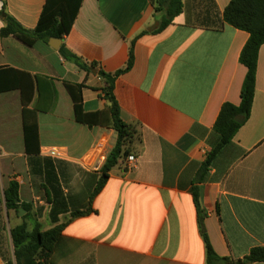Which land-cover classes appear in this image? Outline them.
<instances>
[{
  "label": "crops",
  "instance_id": "1",
  "mask_svg": "<svg viewBox=\"0 0 264 264\" xmlns=\"http://www.w3.org/2000/svg\"><path fill=\"white\" fill-rule=\"evenodd\" d=\"M46 2L0 0V12L33 29ZM183 2V12L154 33L152 0H83L70 32L61 38L60 47L65 44L108 72L126 65L136 38L133 66L117 79L115 96L121 118L137 127L138 138L127 145L135 165L128 156L119 159L93 200L94 212L69 222L49 264H206L194 185L220 256L242 259L264 246V44L251 115L216 156L206 179L195 182L218 140L214 125L223 104L241 101L247 67L240 54L249 32L222 22L230 0ZM4 25L0 15V68L45 77L53 91L44 85L42 94L34 90L28 101V108L40 107L37 155L26 152L20 89L0 92V191L16 180L21 201L50 211L44 186L54 165L69 211L85 208L117 132L78 122L65 82H85L83 107L95 112L110 104L98 90L102 80L96 74L87 79L85 70L50 42L37 40L28 47L1 36ZM144 30L149 32L141 35ZM51 146L62 147L65 157L46 155ZM22 221L13 220V226ZM7 233L10 246V229L0 222V238ZM3 253L0 246V264Z\"/></svg>",
  "mask_w": 264,
  "mask_h": 264
},
{
  "label": "trees",
  "instance_id": "2",
  "mask_svg": "<svg viewBox=\"0 0 264 264\" xmlns=\"http://www.w3.org/2000/svg\"><path fill=\"white\" fill-rule=\"evenodd\" d=\"M82 2L83 0H47L39 23L33 29L23 26L14 16L2 10L0 15L4 17L5 25L1 29V36H13L28 47L33 46L37 40H44L48 43L52 37L63 38L70 32ZM152 3L155 7L154 17L159 21V25L151 31L154 33L160 32L171 24L184 10L183 0H152ZM211 3L215 4L214 0H211ZM222 22L249 32V38L240 54V61L247 67V73L241 90L240 103L226 102L219 112L214 125L218 140L201 164L195 182H202L206 179L216 156L226 145L232 142L239 128L251 115L256 91L259 51L264 44V0H230L223 12ZM148 32V30H144L141 35ZM135 41L136 38L131 42L129 59L126 65L114 72L104 70L96 61H85L65 44L59 48L63 58L74 62L85 70L87 79L94 74L100 77L103 84L98 90L110 102L107 109L86 112L83 107V89L87 86L86 83L65 82L74 102L76 120L89 126L101 124L111 127L117 132V139L100 168L95 187L89 194V203L85 208H76L69 211L68 200L56 176L55 167L54 165L51 166V169L48 170V185L44 186L46 201L51 206L49 219L52 226L48 229L43 228V224L39 219L43 214L44 207L38 208L32 202L20 200V184L18 181L11 180L3 192L0 191V203L4 204L9 212L15 211L19 214L20 208L26 210V213L22 216L23 221L10 228L13 257H6L3 253L4 264H49L48 259L64 228L73 219L94 212L92 206L94 198L105 186L111 170L119 163V159L128 156L129 148L126 145V139L130 131L136 126L125 122L121 118L120 105L115 96V84L119 76L129 71L133 66ZM44 85L47 87L46 89H49V92L53 91V85L45 77L33 76L30 73L12 68H0V92L12 88H19L21 91L25 106L23 109L24 143L28 154L37 155L40 153L37 116L40 107L38 103L33 108H28L27 105L30 94H33L34 90L42 94ZM237 116H243L244 121L242 123L237 122ZM192 194L197 210L199 229L205 243L206 264L264 262V246L253 247L249 254L242 259L231 260L228 257L220 256L216 252L207 232L205 226L206 210L201 202L200 191L196 185L192 187ZM68 212L69 217L66 220H61V216ZM2 240L1 237V249H3Z\"/></svg>",
  "mask_w": 264,
  "mask_h": 264
},
{
  "label": "rangeland",
  "instance_id": "3",
  "mask_svg": "<svg viewBox=\"0 0 264 264\" xmlns=\"http://www.w3.org/2000/svg\"><path fill=\"white\" fill-rule=\"evenodd\" d=\"M155 23H156V21H155ZM41 122H43V116L41 118ZM136 138H138V129H137V127H134L130 131L129 136L126 139V145H129L130 142ZM2 187H5V182L3 183ZM39 219L42 222L44 229L50 228L52 226V222L49 219V209L48 208H45V210H43V214ZM63 219H64V217H63ZM13 220H22V216L17 214L15 211L9 212L6 209L5 205L0 203V222H1V224L3 223V227L6 231L8 230V232H9V229L13 226V224H14ZM30 227H31V225H30ZM6 237H7L6 239H5V236L2 237V239H3L2 240V242H3L2 248L4 249V253H5L6 257H13V245L12 244H10V246L8 245V233H7Z\"/></svg>",
  "mask_w": 264,
  "mask_h": 264
},
{
  "label": "built area",
  "instance_id": "4",
  "mask_svg": "<svg viewBox=\"0 0 264 264\" xmlns=\"http://www.w3.org/2000/svg\"><path fill=\"white\" fill-rule=\"evenodd\" d=\"M46 155L52 157V158H64L65 157V151L60 146H51L48 147L45 151ZM128 161L131 166H134L136 163V156L135 155H129Z\"/></svg>",
  "mask_w": 264,
  "mask_h": 264
},
{
  "label": "water",
  "instance_id": "5",
  "mask_svg": "<svg viewBox=\"0 0 264 264\" xmlns=\"http://www.w3.org/2000/svg\"><path fill=\"white\" fill-rule=\"evenodd\" d=\"M159 25V21L157 20L155 23V26ZM153 27H150L149 29L151 30ZM50 44L55 48V49H59L62 39L61 38H56V37H52L50 39ZM236 121L242 123L244 121V117L243 116H237L236 117ZM19 201V200H18ZM26 213V210L23 208L19 209V215L23 216Z\"/></svg>",
  "mask_w": 264,
  "mask_h": 264
}]
</instances>
